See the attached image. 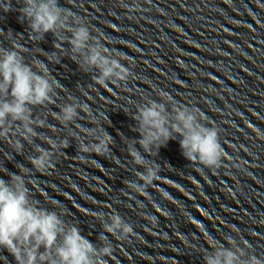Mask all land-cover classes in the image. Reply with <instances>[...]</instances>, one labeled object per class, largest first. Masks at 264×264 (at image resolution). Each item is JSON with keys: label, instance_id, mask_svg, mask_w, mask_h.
Segmentation results:
<instances>
[{"label": "clouds", "instance_id": "1", "mask_svg": "<svg viewBox=\"0 0 264 264\" xmlns=\"http://www.w3.org/2000/svg\"><path fill=\"white\" fill-rule=\"evenodd\" d=\"M21 2L19 12L27 21L33 40L41 42L49 33L54 37L55 51L47 59L49 63H59L70 51V59L80 70L95 71L93 82L105 88L109 83L126 85L134 77L132 68L122 63L130 66L131 56L105 46V38L99 33L93 35L86 18L72 7L61 6L59 0ZM142 3L147 4V0H130V3L120 0L127 13L140 12ZM10 10V0H6L0 11ZM9 44L10 47L0 46V142L6 143L17 155H23L27 144L34 154L27 157L31 169L17 164V172H7L0 167V172L8 176L7 180L0 177V250L10 255L15 264H108L114 253L109 236L115 241L130 239L136 235L132 224L115 210L107 215L90 212L103 229L97 238L99 244L93 243L82 234L77 223L64 218L67 213L59 204L49 203L56 210L41 206L28 186L33 170L45 174L55 169L59 158L65 155L63 150L70 147L73 140L79 154L111 156L113 137L102 126L108 117L103 112L94 113L88 104L72 95L57 104L58 90L62 92L64 86L52 75L48 64L35 58L26 61L24 47L14 40H9ZM64 44L69 45V49H65ZM158 98H145L144 103L136 107L132 119L136 121L134 131L139 139H127L126 145L132 163L143 169L135 172V181L125 182L126 187L145 195L160 179L161 171L160 164L147 157H156L170 140L179 137L183 156L210 170L219 169L225 155L219 129L208 122L197 106L176 101L164 91ZM49 106L58 107L59 111H51ZM37 108L42 111L35 112ZM49 117L59 127L49 124ZM85 118L92 127L78 122ZM38 129H46L52 135ZM62 130L67 134L62 135ZM255 130L256 135L259 131ZM37 140L48 147L36 144ZM80 158L84 159L83 155ZM161 193L162 198L170 199L167 191L161 190ZM153 212L155 215L144 214V220L155 225L157 216L165 213L159 207ZM230 231L236 236L225 235L223 242L204 232L208 246L201 252L204 264H264V257L254 253L248 240L237 239L238 230Z\"/></svg>", "mask_w": 264, "mask_h": 264}]
</instances>
